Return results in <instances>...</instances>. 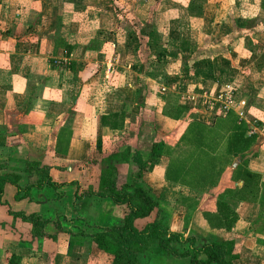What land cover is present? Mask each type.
Segmentation results:
<instances>
[{
    "label": "crops",
    "instance_id": "0c3cea01",
    "mask_svg": "<svg viewBox=\"0 0 264 264\" xmlns=\"http://www.w3.org/2000/svg\"><path fill=\"white\" fill-rule=\"evenodd\" d=\"M225 87L243 118L182 99ZM118 113L121 129L102 127ZM242 128L253 141L233 157ZM125 138L168 233L264 264V0H0V174L28 188L3 185L0 264H110L90 235L121 210L94 193ZM43 174L57 187H35Z\"/></svg>",
    "mask_w": 264,
    "mask_h": 264
},
{
    "label": "trees",
    "instance_id": "16d2710c",
    "mask_svg": "<svg viewBox=\"0 0 264 264\" xmlns=\"http://www.w3.org/2000/svg\"><path fill=\"white\" fill-rule=\"evenodd\" d=\"M123 121L124 115L122 113L101 116L102 127L109 130L121 129ZM243 130L244 128L240 129V132L229 139L227 152L231 153L233 157H241V154L233 151L234 145H241L246 150L253 141L252 136L246 139L242 138ZM130 160L135 166V172L130 175L131 183L121 184L118 188L116 187L117 172L115 165L129 161V147L124 146L121 150L115 152L107 151L100 160L101 171L97 191L94 195L107 198L113 204L124 206L127 210L122 219V224L118 225V228L103 229L90 235L94 247L108 256L110 264H138L135 253L138 254L139 243L148 240L156 241L157 246L174 259H186L188 264H232L234 258L232 240L196 244L192 236L182 237L179 234L168 233L156 221L146 224L139 230L134 227L135 220L149 217L159 207V204L145 189L136 186L137 181L141 179L142 171H145L148 166L147 163L141 161L140 154L137 152L132 154ZM17 181L18 177L0 174V205L2 204L1 197L5 183L11 184L15 188L16 194L21 191L24 195L27 193L28 188H21ZM43 185L53 189L57 187V185L50 182L46 174L40 177L35 187L41 188ZM15 199L18 198L15 196ZM217 211L219 214L224 212L230 214L224 205H218ZM27 219L38 225L36 217L27 216ZM231 219L234 222L236 217L232 216ZM259 219L262 223L263 216H260Z\"/></svg>",
    "mask_w": 264,
    "mask_h": 264
},
{
    "label": "rangeland",
    "instance_id": "374dc122",
    "mask_svg": "<svg viewBox=\"0 0 264 264\" xmlns=\"http://www.w3.org/2000/svg\"><path fill=\"white\" fill-rule=\"evenodd\" d=\"M158 83H161L162 80L159 79L157 80ZM125 139L121 140V142L119 143V148L117 150H113L112 152H115V151H118V150H121L124 146H125ZM22 161V160H21ZM21 161H14V163L16 165H20ZM20 162V163H19ZM24 163V162H23ZM100 163V162H99ZM125 165V164H129V169L128 171L126 172L129 176H125L124 178V182L122 180H119V182H123L122 184H125V183H131V179H130V175H132L134 172H135V166L132 164V163H121V164H118V165H115V168L116 170L118 168L121 167V165ZM121 170H119L120 172ZM121 176V175H120ZM133 180V178H132ZM126 181V182H125ZM119 182H116L117 185L120 186V183ZM119 186H116L117 188ZM130 190V189H128ZM120 210H121V214L119 217H116L114 219V221L112 223H109L107 227H100L98 228V230L94 233H92L91 235L95 234V233H98L100 231H102L103 229H113V228H118V225H121L122 224V219L124 217V215L126 214V208L124 206H120ZM123 211V212H122ZM51 219H45L46 221V224L47 223H50ZM69 222H66L64 224L65 228L66 226L69 225V227L71 228V225L72 223L70 222L71 220L68 219ZM137 221L136 224L133 223L134 227L139 230V229H142L146 224L148 223H151L153 221H156L160 224V226H162V228L166 229V226H165V220H164V217L162 215V211L159 207H157L155 210H154V213L151 214L149 217H146L144 219H139V220H135ZM134 221V222H135ZM44 224V225H46ZM87 226V225H86ZM195 242L196 244H199V240L195 239ZM112 253V252H111ZM140 255H142V257H140ZM135 259L136 261H138L137 263L138 264H185V260H180L178 263H177V260L173 259V257L169 256V254L164 251L163 249H161L160 247L157 246V243L156 241L154 240H148V241H143V242H140L139 243V251H138V254L135 253Z\"/></svg>",
    "mask_w": 264,
    "mask_h": 264
},
{
    "label": "built area",
    "instance_id": "2783aa9c",
    "mask_svg": "<svg viewBox=\"0 0 264 264\" xmlns=\"http://www.w3.org/2000/svg\"><path fill=\"white\" fill-rule=\"evenodd\" d=\"M51 65L60 68L66 67L68 64L66 60L54 59L52 60ZM182 99L183 101L193 104L202 110L217 109L221 115L233 113L238 118L244 117V103L242 101L235 100L232 89L227 87L211 95L186 94L182 96Z\"/></svg>",
    "mask_w": 264,
    "mask_h": 264
}]
</instances>
